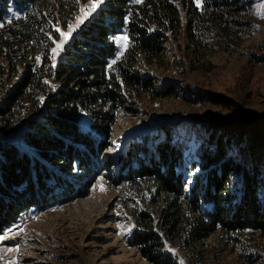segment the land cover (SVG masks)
Segmentation results:
<instances>
[{
  "label": "trees",
  "instance_id": "1",
  "mask_svg": "<svg viewBox=\"0 0 264 264\" xmlns=\"http://www.w3.org/2000/svg\"><path fill=\"white\" fill-rule=\"evenodd\" d=\"M89 1L0 0V236L31 209L85 198L105 175L124 192L129 244L147 264H203L210 240L264 264V243L242 238L264 239L260 118L160 122L111 153L131 100L178 94L153 74L184 66L170 44L203 68L205 51L253 34L256 0H104L55 55ZM171 248L192 256L182 263Z\"/></svg>",
  "mask_w": 264,
  "mask_h": 264
},
{
  "label": "rangeland",
  "instance_id": "2",
  "mask_svg": "<svg viewBox=\"0 0 264 264\" xmlns=\"http://www.w3.org/2000/svg\"><path fill=\"white\" fill-rule=\"evenodd\" d=\"M91 5V1L84 4L63 33L73 35L94 13L85 16ZM255 13L253 34L236 48L205 51L199 70L188 68L184 55L171 43V57L180 58L184 66L153 74L161 87L176 85L178 94L156 101L149 97L131 100L136 113L120 115L111 153L125 148L132 138L155 132L160 122L204 124L211 119H230L238 123L251 116L264 122V0H256ZM128 42L124 30L116 38L118 54ZM199 130L197 125L195 134ZM124 205L123 190L102 175L83 199L24 213L0 239V264H147L129 244L134 223ZM246 236L242 237L246 244L264 243L258 235L252 242ZM215 244V240L207 243L203 264H244L239 246L215 252ZM170 251L182 263L192 256L176 248Z\"/></svg>",
  "mask_w": 264,
  "mask_h": 264
},
{
  "label": "snow or ice",
  "instance_id": "3",
  "mask_svg": "<svg viewBox=\"0 0 264 264\" xmlns=\"http://www.w3.org/2000/svg\"><path fill=\"white\" fill-rule=\"evenodd\" d=\"M104 2V0H93L91 8L88 12H85V16L89 15L90 12H94L96 10V8L102 4ZM137 2H140V0H137ZM197 6L199 7L200 5V0H196ZM81 22H83V17L81 18ZM57 31H60V29H57ZM63 39L61 40V42L59 44H57V48L53 49V53L56 54L57 53V49H62L63 44L67 42V40L71 37V32H67V33H61ZM0 239H3L2 236H0Z\"/></svg>",
  "mask_w": 264,
  "mask_h": 264
}]
</instances>
